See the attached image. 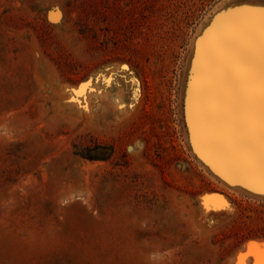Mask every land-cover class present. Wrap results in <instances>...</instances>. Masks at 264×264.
I'll use <instances>...</instances> for the list:
<instances>
[{"label": "rangeland", "instance_id": "1", "mask_svg": "<svg viewBox=\"0 0 264 264\" xmlns=\"http://www.w3.org/2000/svg\"><path fill=\"white\" fill-rule=\"evenodd\" d=\"M257 31L264 0H0V264H262L264 93L246 135L195 109Z\"/></svg>", "mask_w": 264, "mask_h": 264}, {"label": "bare ground", "instance_id": "2", "mask_svg": "<svg viewBox=\"0 0 264 264\" xmlns=\"http://www.w3.org/2000/svg\"><path fill=\"white\" fill-rule=\"evenodd\" d=\"M229 31H227L225 35H227L229 33ZM257 32H258L257 34L259 36L261 35L260 38L264 39V36L261 33V31H257ZM240 36L241 35H238L237 37L240 38ZM225 39L226 38H225V36H223V34L220 36V33H217L216 41H215L216 43L213 44L212 46L214 48H217V46H219L221 43H223L225 41ZM240 40L246 45V47L248 49L255 51L253 58H248V62H252V59H254V61H255V62L253 61L254 66L250 67L249 70L246 67H244L243 66L244 62H247L246 61L247 59H246L244 61L235 62V64H233L231 69H226L227 68L226 66L225 67L224 66L217 67L216 72L218 70L220 72L221 71L223 72L225 69L226 72H224V73H226L225 75L228 77L224 78L223 76H225V75L223 74V76H222L223 78L220 77L218 79L212 80L211 84H214L217 87H216V90L214 89L210 93L209 92L206 93L207 90H210V88H208V84L207 85H202V84L199 85L198 94H197V97L195 98V109L197 111L204 112V114L208 115L209 119L211 120V126H212L211 130H213L214 132H217V133L223 132L226 135H228L229 133H231L232 131H234L236 129H237V131H238V129L242 130V132H243V129L244 130L245 129H248V130L251 129L253 120H251L250 116L254 112L257 113L259 111L258 108H256V110L250 109L251 101L252 102L256 101V99H258L259 96L263 95V93H264V78H263V76H264V58L260 57V54L258 53V51L260 49V43L258 44V43L252 42L248 37L247 38L245 37V38L240 39ZM32 48L35 50L36 45L35 44L32 45ZM38 57H39V55L36 52H32V53H30V56L27 59V61L32 66V69L35 70L36 73H37ZM221 69H223V70H221ZM251 69H255L253 73H252L253 70H251ZM203 71L205 72V70H203ZM204 72H201V73L203 74ZM248 72H250V74L252 73V75H254L251 80L247 79V78H249ZM104 76H105V79L107 80V83L110 84L112 81V76H107V75H104ZM45 78H46V75H45ZM224 79H226V81L222 83L221 81ZM42 80H43V78L41 77V75H38L39 87L42 85ZM89 83L90 82L83 85L81 87L80 91H85L86 86ZM202 83H206V82L203 80ZM263 119H264V117H263ZM24 123L26 124V122H24ZM245 132H248V131H245ZM237 133H241V131L237 132ZM242 134H240V135H242ZM244 134L246 135V133H244ZM232 136H235V135L232 134ZM237 137H239V135ZM249 140H250V138H249ZM40 149H42V148H40ZM239 167H241L243 169L253 170V169L259 168L260 165L244 162L243 164H240ZM176 205H177V209H178L177 211L178 212L186 213L188 215L189 225L192 228L195 227V221L193 220V215H194L193 210L189 206L188 201L183 200L181 202H178ZM202 237H204V236H202Z\"/></svg>", "mask_w": 264, "mask_h": 264}, {"label": "water", "instance_id": "3", "mask_svg": "<svg viewBox=\"0 0 264 264\" xmlns=\"http://www.w3.org/2000/svg\"><path fill=\"white\" fill-rule=\"evenodd\" d=\"M254 243H255V242H249V244H250V246H249V247H250V248H249V251H252V250H253V246H252V245H253Z\"/></svg>", "mask_w": 264, "mask_h": 264}, {"label": "snow or ice", "instance_id": "4", "mask_svg": "<svg viewBox=\"0 0 264 264\" xmlns=\"http://www.w3.org/2000/svg\"><path fill=\"white\" fill-rule=\"evenodd\" d=\"M262 248H264V246H261ZM243 255V254H242ZM241 264H243V260L241 261ZM262 264H264V262H262Z\"/></svg>", "mask_w": 264, "mask_h": 264}]
</instances>
